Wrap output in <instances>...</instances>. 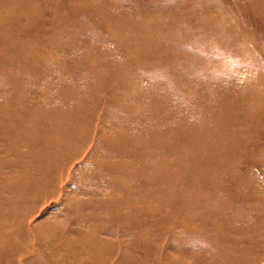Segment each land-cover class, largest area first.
<instances>
[{"label":"rangeland","instance_id":"374dc122","mask_svg":"<svg viewBox=\"0 0 264 264\" xmlns=\"http://www.w3.org/2000/svg\"><path fill=\"white\" fill-rule=\"evenodd\" d=\"M0 264H264V0H0Z\"/></svg>","mask_w":264,"mask_h":264}]
</instances>
